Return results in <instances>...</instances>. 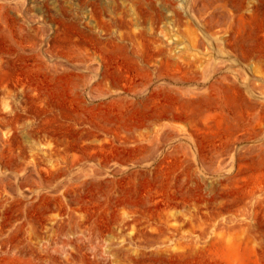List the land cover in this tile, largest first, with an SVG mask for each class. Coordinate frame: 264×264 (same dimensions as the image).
Wrapping results in <instances>:
<instances>
[{
  "label": "rangeland",
  "instance_id": "obj_1",
  "mask_svg": "<svg viewBox=\"0 0 264 264\" xmlns=\"http://www.w3.org/2000/svg\"><path fill=\"white\" fill-rule=\"evenodd\" d=\"M0 264H264V0H0Z\"/></svg>",
  "mask_w": 264,
  "mask_h": 264
}]
</instances>
